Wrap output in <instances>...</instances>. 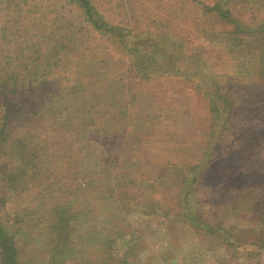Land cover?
Here are the masks:
<instances>
[{
	"label": "rangeland",
	"instance_id": "obj_1",
	"mask_svg": "<svg viewBox=\"0 0 264 264\" xmlns=\"http://www.w3.org/2000/svg\"><path fill=\"white\" fill-rule=\"evenodd\" d=\"M87 1L114 33L96 30L76 0H0V133L7 101L14 116L0 175L16 170L18 141L37 162L20 192H0L19 263L104 264L100 241L112 236L114 255L132 245L159 254L170 224L179 264L202 237L186 217L201 232L222 225L211 244L229 250L244 245L246 221L264 236V35L246 36L264 27V0ZM152 51L163 57L154 69ZM217 83L227 87L206 95Z\"/></svg>",
	"mask_w": 264,
	"mask_h": 264
},
{
	"label": "trees",
	"instance_id": "obj_2",
	"mask_svg": "<svg viewBox=\"0 0 264 264\" xmlns=\"http://www.w3.org/2000/svg\"><path fill=\"white\" fill-rule=\"evenodd\" d=\"M76 1L80 4V7L83 9V12H84L86 18L88 19V21L91 22V24L94 26V28L96 30L103 31L105 34H108V35L114 33L112 27L108 26L107 23L101 21V19H98L95 17L93 9H92L89 1H87V0H76ZM211 11H214L216 14H218V18L221 22H223V21L224 22H231V20H232V15L230 14V12L228 10H224L222 8L215 6L211 9ZM247 32L249 34H246V36L251 35L253 38L255 36L258 37V36L264 35V27H261L260 29H257V30H252V31L249 30ZM230 36L231 35L228 34L227 39L230 38ZM237 37H239V34L233 32V39L232 40H235ZM119 40H120L119 43H120L121 47L128 48L129 44L126 40L125 41L123 39H119ZM155 46L156 45L152 46V44L149 46L147 45V48H145V49L147 50V52H150V47L155 49ZM155 51H157V50H155ZM155 51H152L150 53V55H147V56H150L149 59H151V62L148 63V65H150L153 69H154L153 64H155V63L157 64L158 63L157 60L163 59V57H159L156 59V57H155L156 52ZM147 56H145V57L143 56L142 59L147 58ZM154 57H155V59H154ZM173 58L174 57H169L167 63L173 62L172 61ZM161 60H159V61H161ZM152 61H154V62H152ZM194 63L196 65V67H199V70L204 69V66L202 63L200 64V62H198V61L194 62ZM174 64L175 63L167 64L168 69L163 70L161 73V76L162 75H165V76L168 75ZM169 65H172V66L170 67ZM175 72H176L175 73L176 76L181 75L180 73H178L177 69L175 70ZM260 73H261V78H263L264 77V71H260ZM190 74L195 76V73H193V71H189L188 75L191 76ZM205 76H206V78H210L211 74L207 73V74H205ZM253 80H255L254 76L249 75V81L252 82ZM260 81H262V80L260 79ZM221 87H227V85H225L224 83H217L214 86H211L212 91L211 92L209 91V93L206 92V95L207 94L212 95L213 92H214V94H216V92H218V91L221 92L222 91ZM0 89H2L3 91H7V86L1 81H0ZM8 91L12 92V93H16V90H12V89L8 90ZM14 107L18 108V106H14ZM2 108L4 110V112H3L4 113V117H3L4 124H3V129L0 133V138H1L2 133H4V131H5L6 125L9 122H11L14 118L13 112L10 110L8 101L6 102V105L2 106ZM225 108H226V106H223V109H225ZM219 110H220L219 106H217V107L212 106V108H211V111L213 113H218ZM1 142H2V140H0V143ZM26 149H27L26 143L24 145L22 141H18V145H17V148L15 151H17L16 153L20 157L18 160L19 162L16 165V170L12 174H10V171H8V164L3 167L2 175H0V192L1 191L15 192V190L16 191L18 190V192H20L21 189H18L19 188L18 186L20 184H23L26 181H29L30 179L34 178L33 174H30L29 172H33V171L37 170V162H34L36 158L34 156H26L25 157ZM17 173H22V175H17ZM39 185H40V183H39ZM42 188L45 189L47 187H42ZM3 203H4V201H1V199H0V205L1 206H3ZM76 215L77 214L74 213L71 216L72 219L79 218ZM184 219L191 226L197 227V226H195V223H193V222L191 223L189 221L188 217H186ZM263 224H264V222H263ZM205 228H207L211 231V233H210L211 235L217 236V234L220 232V229H218L217 226H215V225H211V226L203 225V229H205ZM64 238H66V236ZM108 238H110V236ZM115 239H116V237L112 236V239L111 238L108 239L106 241V243H103V241H100V242L102 243L103 247H105V245H106L112 250L113 243L115 244ZM62 241H63V239H61V235H58V243H61ZM131 243H134V241L132 240ZM259 244H262L264 246V236H262L261 239L259 240ZM86 248H88V244H86ZM105 249H106V247H105ZM110 249H108V251H106V250L103 251V255H101V259H99V260H101V262L104 261V264H135L133 261L135 259V256L133 259V253H134V246L133 245L128 246L126 252L122 256L121 255H119V256L114 255V252L112 253ZM0 262H1V264H20L18 261V253H17V249L15 246L13 237L10 235L8 230L3 226L1 219H0ZM89 262L92 264L91 261H89ZM93 264H98V263H93Z\"/></svg>",
	"mask_w": 264,
	"mask_h": 264
},
{
	"label": "crops",
	"instance_id": "obj_3",
	"mask_svg": "<svg viewBox=\"0 0 264 264\" xmlns=\"http://www.w3.org/2000/svg\"><path fill=\"white\" fill-rule=\"evenodd\" d=\"M225 212V211H224ZM229 211H226L225 213H222V215H218L220 218H228L230 216H234L235 220L240 217L242 214H233V213H228ZM250 220V219H249ZM177 223V222H176ZM181 223L186 226L192 234H196L198 236L199 234H202V237L199 236V240H196L197 237L195 236L191 241H188V245L192 246V249L187 248L188 252L190 250L191 252V259L187 258L188 261L186 262H181L179 264H264V246L262 244H258L259 240L261 239V233H259L260 229H255L258 232H254V235L256 234L255 238L254 235H250L248 233V226H250V221H246L247 227H243L242 233L236 235V238L239 239L242 244L241 246H237L238 248L233 247L231 250H229L228 247H231L228 245L226 248L218 247L216 243L214 242L215 245L211 244V238L216 237L214 235H211V232H201L200 229L198 230L197 227L191 226L188 222L181 220ZM233 226L236 225V223H232ZM173 225H168V228L170 230H173ZM222 225H217V228L220 229V232L222 231ZM166 231L163 233V246L161 247V250L158 253L156 252H149L146 248H139L135 251L134 256H135V262L139 264H178L177 258L182 257V255H179L180 250L176 248V250L172 248V244H177L175 241L174 235L171 231ZM249 230H251L249 228ZM162 231H159L161 233ZM193 234V235H194ZM162 235V234H161ZM138 237H142L139 235ZM138 237L137 240H138ZM204 238V239H202ZM213 240V239H212ZM257 242V243H256ZM255 243L257 246H255ZM170 248L169 252L167 253V249ZM236 250V251H232ZM178 251V252H177ZM230 251V252H229ZM232 251V253H231ZM217 252V255H216ZM145 253L144 255H142ZM150 254V255H148ZM158 255V256H157ZM186 255H188L186 253ZM203 255V257L201 256ZM153 257H157L156 259H153ZM183 258V257H182ZM210 258V259H209ZM183 260V259H182ZM206 260H209L207 263ZM200 262V263H199Z\"/></svg>",
	"mask_w": 264,
	"mask_h": 264
}]
</instances>
